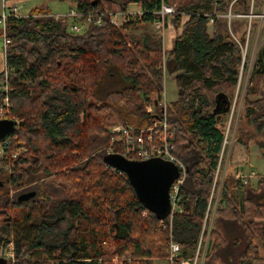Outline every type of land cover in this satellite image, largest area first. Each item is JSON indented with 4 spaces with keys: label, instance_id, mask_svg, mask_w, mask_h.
I'll list each match as a JSON object with an SVG mask.
<instances>
[{
    "label": "trees",
    "instance_id": "16d2710c",
    "mask_svg": "<svg viewBox=\"0 0 264 264\" xmlns=\"http://www.w3.org/2000/svg\"><path fill=\"white\" fill-rule=\"evenodd\" d=\"M75 2L80 21L133 4L143 14L121 26L104 14L102 25L81 33L49 8L9 18L0 86L7 73L19 125L0 155V251L12 243L15 263L0 257V264H154L168 259L172 243L180 247L181 262L196 254L202 234L204 264H257L258 243L264 246V177L245 186L235 171L221 186L214 181L241 70L249 68L242 51L256 28L253 21L247 28L249 16L261 14L264 0ZM164 4L175 7L173 25L182 27L169 52L160 34L145 31ZM254 69L264 82V47ZM165 74L179 92L166 114L187 173L177 210L162 220L107 157L110 127L139 131L163 117ZM115 80V89L100 92ZM255 92V100L244 97L235 137L248 151L254 133L264 135V91ZM257 145L264 157V141ZM20 147L25 151L13 158ZM31 189L36 196L19 201Z\"/></svg>",
    "mask_w": 264,
    "mask_h": 264
},
{
    "label": "built area",
    "instance_id": "2783aa9c",
    "mask_svg": "<svg viewBox=\"0 0 264 264\" xmlns=\"http://www.w3.org/2000/svg\"><path fill=\"white\" fill-rule=\"evenodd\" d=\"M9 0H1L2 4V11L0 12V27L2 28L3 36H4V55L6 60V53H7V46L11 43L10 39L7 37V22L9 18L15 17V18H22V16L18 10V8L13 7H7V2ZM177 13L175 7L169 6V5H163L161 10L157 12V15L159 16V19L155 22L154 27L158 34L164 38L165 32L167 28H170L173 26L171 23L173 16ZM107 14L109 16L110 21L115 26L123 25L124 23L135 19L136 17L142 16V11L137 8L135 12H132L131 9L128 11H115V12H105V13H96V14H90L84 17L83 21H80V19L83 17L80 13H78L76 10H72L70 15L74 20L76 19L77 23L73 24L71 26V31L74 33H81L85 26H88L90 24L94 25H102L103 21V15ZM264 15V12H263ZM120 21V23H119ZM210 24H213V20H210ZM5 71L7 72V68H5ZM6 83L3 84V86H0V91L2 94H0V121L4 120H10L14 121L16 124V128L19 125V120H17L13 115V103L10 99V93L11 88L7 84V73L5 75ZM165 92V91H164ZM164 92L162 95H164ZM161 107L163 108V117L160 119L155 118L154 121L151 123V125L142 130H133L131 128H128L122 124H116L110 127V132L112 134V143L111 147L108 149V155H114L116 154V150L113 147L115 144H118V146L121 148V151L125 158L129 160L134 161H148L152 159H160L165 162H169L171 164H174L176 167L180 170V177L175 181L173 184L171 191H170V198H171V213L170 217L174 214V212L177 210V204L181 200L180 197V189L182 184L184 183L187 169L184 163L177 157L175 152V146L171 142V127L168 123L166 109L167 104L165 97L162 96V102H160ZM148 112L153 113L152 108L148 109ZM232 121H228L227 123V130L225 133V139H224V147L220 155L219 164L217 167L216 175H215V181L214 185L218 183L219 177H222L220 186L223 183V180L225 178V170L222 174V160L224 157V152L226 148V144L228 143V134L231 129ZM9 145L8 140H4L0 142V155H3L5 153V148ZM25 151L24 147H20L18 150V153L13 156V158H16L18 154ZM120 155V154H118ZM257 173H251L248 175L237 173L236 179L242 182L245 186L249 185L252 180L257 178ZM262 177H264L262 175ZM210 233V231L208 232ZM202 238L203 234L197 249L196 254L189 259L182 260L181 262L177 261L178 254L180 252V247L176 243L171 244V251L170 255L168 257V261L170 264H204L205 259V253L206 248L202 247ZM208 242V240H207Z\"/></svg>",
    "mask_w": 264,
    "mask_h": 264
},
{
    "label": "rangeland",
    "instance_id": "374dc122",
    "mask_svg": "<svg viewBox=\"0 0 264 264\" xmlns=\"http://www.w3.org/2000/svg\"><path fill=\"white\" fill-rule=\"evenodd\" d=\"M36 6L49 7L52 10L53 14H59L60 13V14H62V17L67 16L69 29L75 23H77L79 25L78 22H75L74 18L69 16L71 11H72L71 9H75V7H76L75 0H63V1L40 0L37 3L32 4V6H30L29 9H32ZM115 9H116V11H118L117 8H115ZM18 10L20 12L19 8H18ZM135 10H137V8L131 9L132 12H135ZM0 11H1V7H0ZM26 11H28V8H26V10L23 12L25 13ZM260 12H261L260 15H254L253 14V15L249 16V22L250 23L248 24L247 28L249 30L251 29V27L249 25H251L252 21H253V23L255 22L256 28L255 29L253 28L251 30L250 34L248 33V35L246 36L247 37L246 38V44L242 48L244 61L246 62V65L249 63V68L247 70H241L240 84L238 85V88L236 89V94L234 96L233 103H232V109H231V112L229 115V120L232 121V124H231L230 132L228 134V140H227L228 143L226 144L224 157L222 160V174L225 170V176L227 173H231L237 167V164H235L231 161L232 157H233V156H231L232 151L234 150L235 146L240 148L241 153L245 152L246 160H245V162H243L239 165V166H241V168H243V174H248L250 171H254V172L259 173V174L264 176V157L262 156L261 149L257 145L258 141H264V135L260 136V135H256L254 133L253 140L250 142L251 143L250 144V151L247 150V147H246L247 145L242 144V143H237L235 140L236 131L241 124V123L239 124V120H240L241 115L243 113L244 97L247 94H249L248 95L249 99L255 100V99L260 97L255 91H257L258 88L260 90L264 91V82L259 81V79L254 77V70H255L254 64H255L256 58L258 56L259 50L262 47H264V15H263L264 8ZM119 23H120V21H119ZM171 23L173 24L172 21H171ZM244 28L245 27L242 28V30H241L242 32H243ZM145 31H147L148 33H151V34L156 33L154 26L147 27L145 29ZM142 33H143V30L133 32V34L136 36L141 35ZM164 37H165L164 38L165 46L167 47V45L169 44L168 35L165 34ZM4 47H5V42H4V37L2 35V28L0 27V68L3 65ZM252 80H253V84L251 83ZM115 84H116V80L115 81H109L108 87H104V88L100 89V92L102 94H105L109 91H112L113 89H115V88H112L113 86H115ZM109 86H110V88H109ZM164 91H165L164 95H162V96H163V98L165 97L166 104H167L166 106H169L170 103L177 101L179 92L177 89L175 78L169 74L165 75ZM160 102H162V98L160 99ZM148 107L152 108L153 111L156 110L155 106H153V105H149ZM159 107H161L160 103H159ZM242 126H243V128L245 126H247V122L243 121ZM226 130H227V126L225 128V133H226ZM238 145L239 146L243 145L244 146L243 149H241V147H239ZM238 148H237V152H236L237 154L240 152V151L238 152ZM221 179H222V177H219L218 183H221ZM21 190L22 189L15 190V191L12 190L11 196L18 193ZM30 192H35V190L31 189ZM30 192H28V193H30ZM0 257L5 258L7 260H11L12 263H15L14 245L12 243H8L4 247V249H2L0 251ZM3 264H7L6 261ZM158 264H170V263L164 259H161L160 262H158Z\"/></svg>",
    "mask_w": 264,
    "mask_h": 264
},
{
    "label": "water",
    "instance_id": "95a60500",
    "mask_svg": "<svg viewBox=\"0 0 264 264\" xmlns=\"http://www.w3.org/2000/svg\"><path fill=\"white\" fill-rule=\"evenodd\" d=\"M15 130L14 121H0V142L12 135ZM107 162L114 169L127 175L138 199L148 211L162 220L170 216L172 208L170 191L180 177L178 167L160 159L134 161L118 154L108 156ZM35 196L36 192L22 194L19 201H27Z\"/></svg>",
    "mask_w": 264,
    "mask_h": 264
},
{
    "label": "crops",
    "instance_id": "0c3cea01",
    "mask_svg": "<svg viewBox=\"0 0 264 264\" xmlns=\"http://www.w3.org/2000/svg\"><path fill=\"white\" fill-rule=\"evenodd\" d=\"M38 1H40V0H9L8 2H7V7L9 8V7H13V8H19L20 9V14L22 15V16H28L30 13H31V11L32 10H34V9H36V8H49V7H40V6H36V7H34V8H32V9H29L30 8V6H32V4H35V3H37ZM59 1H63V0H59ZM0 7H1V11H2V4H1V0H0ZM26 8H28V11H26L25 13L23 12V11H25L26 10ZM136 8H138V6L137 5H131L130 6V8L129 9H136ZM50 9V8H49ZM51 10V9H50ZM71 10H75V9H71ZM0 11V12H1ZM52 11V10H51ZM53 13V12H52ZM54 15H56L57 17H61L62 16V14H54ZM185 18L182 20V23L181 24H184L185 23ZM76 22V21H75ZM181 32H182V27H180V28H176L174 25L172 26V27H170V28H167V30H166V32H165V34H167L168 35V42H169V44L167 45V47L165 46V42H164V38H163V47H164V51L165 52H169V51H171L172 49H173V41H174V39L178 36V35H180L181 34ZM2 35H3V32H2ZM4 37V36H3ZM5 68H6V60H5V55H4V58H3V65H2V67L0 68V73L1 72H3V71H5ZM166 75V74H165ZM239 146V145H238ZM239 147H241V149H243V145L241 146H239ZM237 148L238 147H234V150L232 151V155L231 156H233L232 157V162L233 163H235V164H237V167H236V169L235 170H233L232 172H235L236 171V174L237 173H242L243 174V168H241V166H239L241 163H243V162H245V160H246V157H245V152H242L241 153V151H240V148H238V154L236 153L237 152ZM239 166V167H238ZM238 170V171H237ZM251 173H256V172H254V171H250L248 174H251ZM248 174H245V175H248ZM257 174H259V173H257ZM252 181H254V180H252ZM251 181V182H252ZM261 222H263L264 223V219L263 220H261ZM258 246H259V257H258V259L256 260V263L257 264H264V246L263 245H261V244H259L258 243ZM160 260L161 259H156V260H154V264H158V262H160ZM164 260H166L167 262H169L168 261V259H164ZM170 263V262H169Z\"/></svg>",
    "mask_w": 264,
    "mask_h": 264
}]
</instances>
